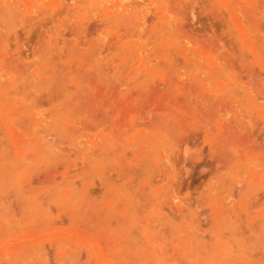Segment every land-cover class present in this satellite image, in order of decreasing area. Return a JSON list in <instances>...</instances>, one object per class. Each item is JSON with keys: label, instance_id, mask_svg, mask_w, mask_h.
Here are the masks:
<instances>
[{"label": "rangeland", "instance_id": "1", "mask_svg": "<svg viewBox=\"0 0 264 264\" xmlns=\"http://www.w3.org/2000/svg\"><path fill=\"white\" fill-rule=\"evenodd\" d=\"M0 264H264V0H0Z\"/></svg>", "mask_w": 264, "mask_h": 264}]
</instances>
